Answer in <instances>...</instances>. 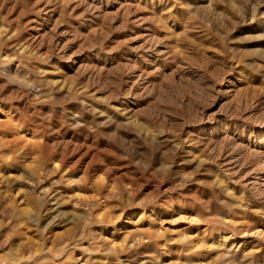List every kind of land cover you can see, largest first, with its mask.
Here are the masks:
<instances>
[{
    "label": "rangeland",
    "instance_id": "obj_1",
    "mask_svg": "<svg viewBox=\"0 0 264 264\" xmlns=\"http://www.w3.org/2000/svg\"><path fill=\"white\" fill-rule=\"evenodd\" d=\"M0 264H264V0H0Z\"/></svg>",
    "mask_w": 264,
    "mask_h": 264
}]
</instances>
